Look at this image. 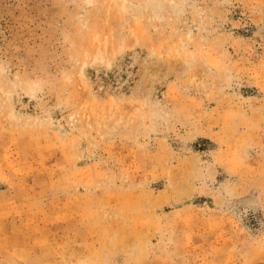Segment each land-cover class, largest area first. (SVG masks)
Instances as JSON below:
<instances>
[{
    "label": "rangeland",
    "instance_id": "rangeland-1",
    "mask_svg": "<svg viewBox=\"0 0 264 264\" xmlns=\"http://www.w3.org/2000/svg\"><path fill=\"white\" fill-rule=\"evenodd\" d=\"M125 1L0 0V264H264V0Z\"/></svg>",
    "mask_w": 264,
    "mask_h": 264
},
{
    "label": "bare ground",
    "instance_id": "bare-ground-1",
    "mask_svg": "<svg viewBox=\"0 0 264 264\" xmlns=\"http://www.w3.org/2000/svg\"><path fill=\"white\" fill-rule=\"evenodd\" d=\"M111 2V7H117V8H119V10L122 12L123 11V7L125 6V3H126V1L125 0H123V5H121V4H118V0H110ZM97 56H102V51H101V49H99V52H98V55ZM83 82H84V84H85V86H88V85H86L87 83H86V80L83 78ZM85 93H86V91H85ZM88 93H89V95H90V92H87L86 94L88 95ZM91 97H92V94H91ZM90 98V97H89ZM100 112V111H99ZM99 112H98V114H99ZM95 113V112H94Z\"/></svg>",
    "mask_w": 264,
    "mask_h": 264
}]
</instances>
